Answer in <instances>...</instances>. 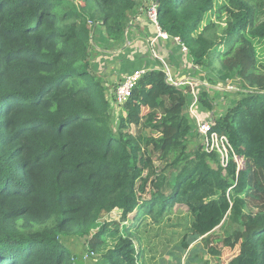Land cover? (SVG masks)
<instances>
[{
    "label": "trees",
    "instance_id": "obj_1",
    "mask_svg": "<svg viewBox=\"0 0 264 264\" xmlns=\"http://www.w3.org/2000/svg\"><path fill=\"white\" fill-rule=\"evenodd\" d=\"M141 2L0 0V264H81L91 253L94 264H144L131 227L140 212L159 224L175 205L190 216L184 252L199 239L214 256L231 249L224 264H264V0L156 3L158 26L184 43L193 73L240 88L219 114L217 90L198 84L193 107L228 137L239 169L189 147L191 87L168 83L156 58L113 117L95 60L120 49L121 67L130 61L124 45ZM155 35L147 46L158 52ZM115 212L120 220L101 221ZM218 226L224 237L211 235ZM80 238L88 248L77 259L67 243Z\"/></svg>",
    "mask_w": 264,
    "mask_h": 264
},
{
    "label": "rangeland",
    "instance_id": "obj_2",
    "mask_svg": "<svg viewBox=\"0 0 264 264\" xmlns=\"http://www.w3.org/2000/svg\"><path fill=\"white\" fill-rule=\"evenodd\" d=\"M151 1L156 3V0H151ZM256 9H257L258 21L264 20V4H257ZM208 17H209V13H207L204 16V21H206ZM125 46H130L128 40L125 42L124 47ZM257 47H258V61H259L258 64L262 65V68H264V45L262 46V44H259L257 45ZM148 50L150 53L149 55H151L150 48H148ZM107 51L111 52L110 53L111 55L110 54L105 55L107 56V60L117 61L116 63L114 62V64L118 66L119 64L118 62L121 61L120 60L121 58H118L116 55L120 51V49L106 50L105 53ZM184 56H186V61H187L188 59L186 52H184ZM100 57L101 55L98 56V58ZM98 58H96V60ZM130 61L128 60V62H124V68L126 70H130L131 68H133V65H131L132 63ZM119 82H117V85ZM104 85H106L105 82ZM231 85L233 84L231 83ZM113 89H114L113 85L108 86V90L106 92L107 97L112 98L114 96V92H112ZM219 93L220 92L215 91V93L212 96L215 99V101H217V105L215 107L216 113L219 112L222 113L229 104H233L235 102V99L239 97V94L231 90L225 91V98H223L222 96L219 97L218 95L221 94ZM120 106L121 104H117L114 101L111 103V113L113 114L114 118H116L118 113H122V114L125 113L124 111L121 110ZM138 132L143 134H149L150 129L143 130L140 127ZM197 143H200V139L199 137L194 136L192 137V143L189 145V147L192 148ZM238 162L240 166L241 159H238ZM155 164L158 165V169H161L164 165V163L158 161V159L156 160ZM166 174L167 177L169 178L168 173ZM168 192H169V188H165L164 193L167 194ZM143 196L145 198L149 197L148 194H145ZM149 210H151V207H148L147 211ZM156 215L157 214H155V216ZM115 217L116 220H120V218L118 217V213L115 212V214L105 215L101 219V221H108L106 220V218L110 219V221H113L114 220L113 218ZM189 220H190V216L184 205H175L173 208H171L169 213L164 216V220L159 224L153 221L151 214H147L146 212L143 213L140 212L135 225H137V227L141 226V228L138 227L137 229L136 226H132L131 229L135 237L136 249L137 248L138 250L140 249V245H138V243H140L143 246V250L141 249V252H143L144 264H224L226 259H228L229 256L233 254L232 250L229 248L223 247L221 254L214 256L208 252L207 248L203 245L202 241H200L199 239H196L191 243L192 246L190 250H188L187 252H184L180 248V241L183 235L188 234ZM211 235H213L214 237L216 236L224 237L225 232L223 231V228H220V226H218L211 233ZM67 245L71 248L73 255H75L77 259L81 258V255L84 254V252L87 251L88 248L86 238L70 240L68 241ZM216 246L220 248L218 242L216 243ZM95 255H97L98 258V254L95 253ZM91 257L90 260L81 259L82 260L81 264H94V260H92Z\"/></svg>",
    "mask_w": 264,
    "mask_h": 264
},
{
    "label": "built area",
    "instance_id": "obj_3",
    "mask_svg": "<svg viewBox=\"0 0 264 264\" xmlns=\"http://www.w3.org/2000/svg\"><path fill=\"white\" fill-rule=\"evenodd\" d=\"M150 7V8H149ZM149 8V10H148ZM148 12L146 10L148 18L151 22L156 26L157 37H161L163 39H167L169 35L162 31L157 23V11H156V3L150 1L148 5ZM152 15V16H150ZM154 39L149 40V43H152ZM174 41L181 47L184 52H187V48L184 43L178 38L174 37ZM152 52V57L161 61L163 65V69L165 71V79L168 83H171L176 86H182L184 84H188L191 87V94L193 99L191 100L188 106V112L195 118V126L198 137L200 139V144L205 152L211 153L216 152L219 158V163L222 168H226L230 159H233L237 163V169H239V162L238 156L234 152L232 145L230 144L228 137L225 134L218 133L217 131L213 130L210 121L208 120H201L198 118L197 114L193 110V107L197 101L196 93L194 91V87L198 84L205 86L210 90H217V91H237L240 90L239 87L236 85H231V82H218L216 84H209L205 79L200 80L199 78L194 79H187V78H174L173 75L170 73L169 66L165 62V60L160 57L158 54L155 53L153 48H150ZM192 67V66H191ZM194 68H197V65H193ZM147 71V68H136L133 69L131 72L125 74L121 81L118 83L117 87L114 90V98L115 103L122 104L127 98L131 95L132 89L134 88L136 82ZM93 256V253L90 254ZM90 255L85 256L88 258Z\"/></svg>",
    "mask_w": 264,
    "mask_h": 264
},
{
    "label": "crops",
    "instance_id": "obj_4",
    "mask_svg": "<svg viewBox=\"0 0 264 264\" xmlns=\"http://www.w3.org/2000/svg\"><path fill=\"white\" fill-rule=\"evenodd\" d=\"M147 2L148 0H142V6L139 4L134 10L131 17L132 19L129 23V25L132 24V26L129 32L130 51L128 55L131 59V65H133V68H155L157 66L154 62L155 59L152 58V52L151 55H149L150 53L147 48V42H149V39L155 35V29L148 22L144 15L145 12L143 11V8L146 6ZM156 37L157 36L155 35V38ZM155 45L159 52L158 53L155 51V53L164 58L169 64L174 78L183 77L194 80L198 79V77L191 70L192 64L190 63V58L187 56L188 60L186 61L184 52L181 51L180 47L174 40L168 38L163 39L161 37L156 38ZM96 62L98 63L100 74L103 80H105V84L107 86H110L111 84L114 88L116 87L117 82L122 79V76L129 71L126 70L118 73L119 69L124 68V66L122 65L121 67V63L119 62L118 66L114 64V62L116 63L117 61H108L107 56L105 55H102L100 58H98ZM102 64H104V66ZM133 68H131L130 71ZM207 117L213 120V113L206 114L205 118ZM201 118L204 119L203 116H201ZM191 246L192 245L190 244L188 250H190Z\"/></svg>",
    "mask_w": 264,
    "mask_h": 264
},
{
    "label": "clouds",
    "instance_id": "obj_5",
    "mask_svg": "<svg viewBox=\"0 0 264 264\" xmlns=\"http://www.w3.org/2000/svg\"><path fill=\"white\" fill-rule=\"evenodd\" d=\"M136 69V68H135ZM181 78H183V77H181ZM117 86V85H116ZM112 214H115V213H112Z\"/></svg>",
    "mask_w": 264,
    "mask_h": 264
},
{
    "label": "water",
    "instance_id": "obj_6",
    "mask_svg": "<svg viewBox=\"0 0 264 264\" xmlns=\"http://www.w3.org/2000/svg\"><path fill=\"white\" fill-rule=\"evenodd\" d=\"M156 3H157V0H156Z\"/></svg>",
    "mask_w": 264,
    "mask_h": 264
}]
</instances>
